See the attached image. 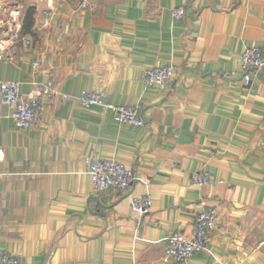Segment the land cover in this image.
<instances>
[{"label":"crops","instance_id":"obj_1","mask_svg":"<svg viewBox=\"0 0 264 264\" xmlns=\"http://www.w3.org/2000/svg\"><path fill=\"white\" fill-rule=\"evenodd\" d=\"M247 46H264V0H0V84L31 93L52 80L55 91L31 129L0 101V254L22 264H264V70L245 83ZM164 65L176 67L173 87L145 86V72ZM85 91L137 107L145 123L84 107ZM93 148L135 169L129 190L95 191ZM203 169L212 183L196 186ZM141 195L146 213L132 207ZM202 199L218 224L178 263L168 238L190 232Z\"/></svg>","mask_w":264,"mask_h":264},{"label":"built area","instance_id":"obj_2","mask_svg":"<svg viewBox=\"0 0 264 264\" xmlns=\"http://www.w3.org/2000/svg\"><path fill=\"white\" fill-rule=\"evenodd\" d=\"M186 14L183 6L173 12L174 18L182 19ZM30 43L25 42L28 46ZM6 57L4 50L0 48V61ZM241 70L244 73L245 83L248 85L253 80V75L264 70V46H247L240 60ZM176 67L164 65L147 70L143 77V83L149 87L172 88L175 84ZM0 101L12 109V116L19 128L31 129L46 109L45 97L55 93L52 80L45 83H36L31 93H23L20 83L17 81L1 82ZM64 98H70L64 94ZM80 103L87 108L100 106L110 109L114 113V120L120 123L141 126L145 123L139 109L131 105H115L108 100L106 91H85L79 96ZM3 154L0 152V162ZM89 174L92 178L94 189L97 192L107 190L127 191L137 178L134 168L125 164L103 159L98 156L93 148L85 157ZM193 183L196 186H207L212 183L210 173L203 169L193 175ZM150 196H135L132 199V207L146 213L151 207ZM200 209L194 217L193 227L190 232H175L168 238L166 256L178 262H188L196 253L205 248L210 240V232L218 224L219 212L216 207L210 206L207 200L199 202ZM0 264H22L19 256L10 253L0 254Z\"/></svg>","mask_w":264,"mask_h":264},{"label":"trees","instance_id":"obj_3","mask_svg":"<svg viewBox=\"0 0 264 264\" xmlns=\"http://www.w3.org/2000/svg\"><path fill=\"white\" fill-rule=\"evenodd\" d=\"M34 23V10L32 8L28 9L24 19V31L31 32Z\"/></svg>","mask_w":264,"mask_h":264}]
</instances>
